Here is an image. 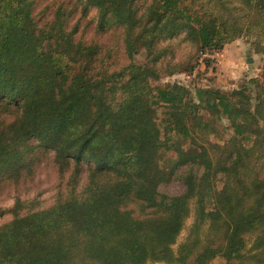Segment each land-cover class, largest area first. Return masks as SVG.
Instances as JSON below:
<instances>
[{
    "label": "trees",
    "instance_id": "16d2710c",
    "mask_svg": "<svg viewBox=\"0 0 264 264\" xmlns=\"http://www.w3.org/2000/svg\"><path fill=\"white\" fill-rule=\"evenodd\" d=\"M239 39L264 0H0V191L60 181L0 210V264H264V79L162 83Z\"/></svg>",
    "mask_w": 264,
    "mask_h": 264
},
{
    "label": "rangeland",
    "instance_id": "374dc122",
    "mask_svg": "<svg viewBox=\"0 0 264 264\" xmlns=\"http://www.w3.org/2000/svg\"><path fill=\"white\" fill-rule=\"evenodd\" d=\"M74 20V19H73ZM73 20L70 22L72 23ZM211 60L209 66H205L203 60ZM136 60H140L136 58ZM197 67L193 74L176 73L173 76L163 77L162 83L177 82L189 89L193 87H213L222 91L236 89L243 81L249 79H264V55L255 54L250 43L244 39L235 40L223 47L216 55H200ZM59 179L51 160L39 165L31 180L19 183L17 186L4 187L0 191V210L9 209L16 199L27 200L33 197L49 205L56 193V185ZM163 192L179 194L183 191L180 183L172 182L162 188ZM10 219L9 215L0 218V225ZM191 220L186 222V227ZM184 230L178 242L185 236ZM209 264H225L221 258L213 259Z\"/></svg>",
    "mask_w": 264,
    "mask_h": 264
}]
</instances>
